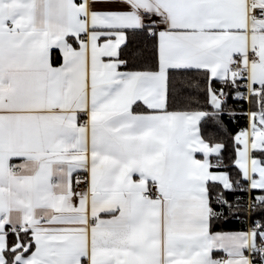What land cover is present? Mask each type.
I'll return each mask as SVG.
<instances>
[{
    "label": "snow or ice",
    "instance_id": "obj_1",
    "mask_svg": "<svg viewBox=\"0 0 264 264\" xmlns=\"http://www.w3.org/2000/svg\"><path fill=\"white\" fill-rule=\"evenodd\" d=\"M0 264H264V0H0Z\"/></svg>",
    "mask_w": 264,
    "mask_h": 264
},
{
    "label": "trees",
    "instance_id": "obj_2",
    "mask_svg": "<svg viewBox=\"0 0 264 264\" xmlns=\"http://www.w3.org/2000/svg\"><path fill=\"white\" fill-rule=\"evenodd\" d=\"M57 56L58 53H56ZM219 86V85H217ZM200 93L198 91L193 90L192 86L189 84L188 80H182L181 83L177 85L176 88V99H175V106L176 107H183L187 103H189L190 100L194 99H200ZM234 110L236 112L241 111H249L251 110L250 107L247 105L246 102L243 101H234L232 102ZM243 104V108L237 107V105ZM224 128L220 129L215 124L209 122V124L205 128V132H211L214 133L217 137L222 139L228 147V151L225 153V157H228L232 155V148H233V136L235 133L241 129L247 126V121L244 116L237 115L233 119H229L228 116H224L223 118ZM225 163H228V160H225ZM231 172L236 175L237 169L232 168ZM229 199H232L233 196H240L243 197V200L245 202H250L252 196L255 195L253 192H236L228 194ZM254 218L253 213L251 210H240L239 219L235 216H230L226 221L225 220H219L216 221L214 230L216 231H228V230H246L251 226L252 219ZM247 221V223H245Z\"/></svg>",
    "mask_w": 264,
    "mask_h": 264
},
{
    "label": "crops",
    "instance_id": "obj_3",
    "mask_svg": "<svg viewBox=\"0 0 264 264\" xmlns=\"http://www.w3.org/2000/svg\"><path fill=\"white\" fill-rule=\"evenodd\" d=\"M58 55H59V53H58ZM17 162H19V161H17ZM228 231H231V230H228Z\"/></svg>",
    "mask_w": 264,
    "mask_h": 264
}]
</instances>
